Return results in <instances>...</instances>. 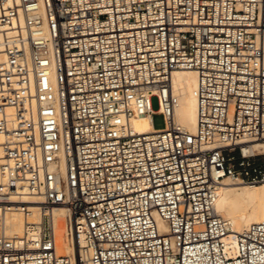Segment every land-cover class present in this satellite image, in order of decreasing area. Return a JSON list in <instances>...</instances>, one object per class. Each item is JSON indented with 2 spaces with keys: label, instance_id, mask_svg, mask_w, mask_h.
Segmentation results:
<instances>
[{
  "label": "built area",
  "instance_id": "2783aa9c",
  "mask_svg": "<svg viewBox=\"0 0 264 264\" xmlns=\"http://www.w3.org/2000/svg\"><path fill=\"white\" fill-rule=\"evenodd\" d=\"M2 2L0 264H264V220L231 241L216 209L225 176L264 182V0ZM179 69L194 130L173 119Z\"/></svg>",
  "mask_w": 264,
  "mask_h": 264
},
{
  "label": "bare ground",
  "instance_id": "6f19581e",
  "mask_svg": "<svg viewBox=\"0 0 264 264\" xmlns=\"http://www.w3.org/2000/svg\"><path fill=\"white\" fill-rule=\"evenodd\" d=\"M9 5L19 12L17 0H8ZM6 4L0 0V15ZM14 26L17 31H23V20L21 14L14 18ZM197 75L193 69H179L172 73L171 88L178 96V103L175 106L173 119L183 127L194 130L197 122V100L194 95ZM134 126L145 131L151 128L147 117L140 116L133 120ZM2 136L0 134V141ZM1 156V147H0ZM217 211L232 224V232L229 237L234 241L235 232L242 230L249 223L264 220V182L260 183H239L225 176L217 202ZM55 243L59 253H72L74 248L66 234L65 209H55ZM30 219L37 218V208L32 207ZM10 222L9 231L21 233L25 220L23 215L15 211L7 216Z\"/></svg>",
  "mask_w": 264,
  "mask_h": 264
},
{
  "label": "rangeland",
  "instance_id": "374dc122",
  "mask_svg": "<svg viewBox=\"0 0 264 264\" xmlns=\"http://www.w3.org/2000/svg\"><path fill=\"white\" fill-rule=\"evenodd\" d=\"M151 105L153 109H157L158 108V98L157 96H152L151 98ZM152 122H153V126L154 128H162L164 127V116L161 112L159 111H155L152 114Z\"/></svg>",
  "mask_w": 264,
  "mask_h": 264
}]
</instances>
